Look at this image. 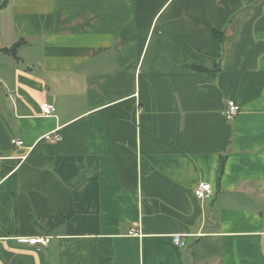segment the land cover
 Here are the masks:
<instances>
[{
    "label": "crops",
    "instance_id": "obj_1",
    "mask_svg": "<svg viewBox=\"0 0 264 264\" xmlns=\"http://www.w3.org/2000/svg\"><path fill=\"white\" fill-rule=\"evenodd\" d=\"M0 264H264V0H0Z\"/></svg>",
    "mask_w": 264,
    "mask_h": 264
},
{
    "label": "built area",
    "instance_id": "obj_2",
    "mask_svg": "<svg viewBox=\"0 0 264 264\" xmlns=\"http://www.w3.org/2000/svg\"><path fill=\"white\" fill-rule=\"evenodd\" d=\"M55 112V107L53 104L45 103L42 106V114L45 117H50ZM240 113V107L234 101H228L224 111V118L227 122H232L234 118ZM43 140L49 143H56L61 140L56 132L48 133L43 136ZM11 145L15 148H20L22 143L18 139L11 141ZM194 195L198 200H205L210 198L212 193V188L209 184L201 183L198 184L194 191ZM130 235L136 236V230L134 228L130 229ZM172 243L174 246L184 248L185 242L182 240L181 236L174 235L171 237ZM22 241L27 243L30 246H46L49 243V238L46 237H31V238H22Z\"/></svg>",
    "mask_w": 264,
    "mask_h": 264
},
{
    "label": "trees",
    "instance_id": "obj_3",
    "mask_svg": "<svg viewBox=\"0 0 264 264\" xmlns=\"http://www.w3.org/2000/svg\"><path fill=\"white\" fill-rule=\"evenodd\" d=\"M215 36L217 37L218 35L215 33Z\"/></svg>",
    "mask_w": 264,
    "mask_h": 264
}]
</instances>
